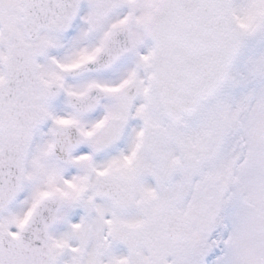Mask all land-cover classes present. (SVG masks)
I'll use <instances>...</instances> for the list:
<instances>
[{
	"label": "snow or ice",
	"instance_id": "snow-or-ice-1",
	"mask_svg": "<svg viewBox=\"0 0 264 264\" xmlns=\"http://www.w3.org/2000/svg\"><path fill=\"white\" fill-rule=\"evenodd\" d=\"M0 264H264V0H0Z\"/></svg>",
	"mask_w": 264,
	"mask_h": 264
}]
</instances>
